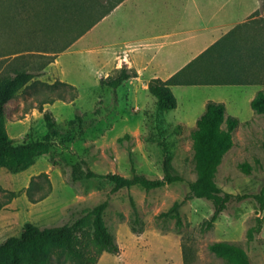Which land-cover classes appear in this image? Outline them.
I'll list each match as a JSON object with an SVG mask.
<instances>
[{"label": "rangeland", "instance_id": "374dc122", "mask_svg": "<svg viewBox=\"0 0 264 264\" xmlns=\"http://www.w3.org/2000/svg\"><path fill=\"white\" fill-rule=\"evenodd\" d=\"M58 2L0 0V76L12 72L19 55L36 61L42 55H49L46 52L62 50L97 17L98 6L94 0H80L81 6L77 9L70 6L67 15L55 13L51 8ZM105 2L104 11L107 9ZM260 13H264V0L257 14ZM73 48L75 46L70 50ZM82 49L84 51H79ZM87 51V47L80 45L72 53H60L59 63L48 66L45 74L37 78L36 86L19 93L21 109L8 123V129L16 142H23L42 139L48 132L39 107L40 99L48 97L50 89L42 83L62 80L79 89V97L73 103L56 98L44 105V109L54 113L67 141L62 144L60 140L64 137L59 138L51 153L40 156L34 167L23 172L0 168V243L20 235L27 222L42 227L71 223L88 209L109 199L105 218L121 251L119 254L105 252L97 264H233L229 258L210 250V245L216 242L237 244L248 252L253 264H264V203L257 198L264 194V113L252 118L255 110L250 103L245 102L241 108L246 118L252 119L233 132L234 145L224 155L216 173L217 184L236 198L209 228L207 221L214 212L213 202L186 199L189 183L197 178L192 138L196 122L193 127L170 124L169 132L162 133L154 122L155 105L144 85L128 81L116 90L101 86L100 80L108 71L98 70L95 55ZM263 75L264 69L259 73ZM262 85L264 87V81ZM39 90L44 94L37 92ZM229 91L213 95V98H223L229 104L235 102L237 95ZM178 94L183 103L186 97ZM96 108L101 110L98 115ZM165 113L170 123L179 122V117L186 118L182 106ZM76 114H84L87 122L95 117L96 122L72 131L69 121ZM163 143L168 144L172 155L174 174L185 181L151 191L135 186L112 193L113 185L107 180L86 178L87 165L99 174L132 176L135 168L139 174L161 178L164 175ZM37 170L35 177L41 189H35L36 196L47 191L50 194L33 203L26 190L34 177H31L32 172ZM42 173L47 176H40ZM13 191L18 195L12 198ZM131 195L144 224L142 233L132 228ZM178 201L182 202L181 224L176 218L163 216ZM259 219L263 220L262 231L250 240L249 229L255 227ZM54 264L83 263L55 258Z\"/></svg>", "mask_w": 264, "mask_h": 264}, {"label": "trees", "instance_id": "16d2710c", "mask_svg": "<svg viewBox=\"0 0 264 264\" xmlns=\"http://www.w3.org/2000/svg\"><path fill=\"white\" fill-rule=\"evenodd\" d=\"M66 2L67 10L70 9V6L75 9L81 6L80 0H66ZM223 41L224 39L207 49L170 79L153 78L149 82V92L155 99L154 122L162 133L167 134L169 132L170 124L166 121L165 112L178 107L177 97L172 90L173 85L237 84L264 81V76H251L247 75L246 72L242 74L211 73V70L208 69L214 63V52ZM41 57L40 60L29 61L26 56L19 55L14 63L18 64L12 68V72L0 76V168H7L14 173L29 169L36 164L40 156L51 153L60 140L59 138L64 137L60 140L62 144L67 141L66 135L59 128L54 113L49 109H44V105L53 102L56 98L74 102L79 97V89L66 81L57 80L53 84L42 83L50 89L48 97L40 99L39 107L44 114L48 132L42 139L24 140L23 142H16L10 136L8 123L14 120L15 115L21 109L19 93L29 86H36L37 78L42 77L47 66L56 59L54 54L42 55ZM137 76L136 70L123 66L113 74L102 77L100 85L116 90ZM37 92L43 93L42 90ZM37 98L39 97L37 96ZM251 106L255 112L264 113V90L256 95ZM100 112L99 108L95 109L96 115ZM95 122V117L87 122L84 114H76L75 118L69 121V126L72 131H76L78 126L88 125L87 127H89ZM241 124L238 117L228 113L225 102L209 100L204 113L199 117L192 131L197 178L189 183L190 191L186 199L198 198L213 202L214 212L207 221L209 228L215 225L222 213L236 198V195L224 191L217 184L216 173L224 155L234 145L233 132ZM163 147L165 150L164 175L161 178H150L144 174H139L135 168L132 176H124L118 173L99 174L87 164L86 178L107 180L113 185L112 193L122 189H132L135 186L151 191L168 184L185 181L182 176L173 172L172 155L169 152L168 144L163 143ZM40 176L46 177L47 174L42 173ZM35 189H41V186L34 176L26 190L33 203L44 200L50 194V191H47L37 197ZM10 195L13 198L18 193L13 191ZM257 198L264 203L263 193ZM130 202L134 211L133 231L142 233L144 224L140 217L138 204L132 195ZM109 206L110 201L106 199L88 209L71 223L59 226L42 227L27 222L20 235L11 236L0 243V264H54L55 258L58 261L97 264L105 252L119 254L121 247L118 239L110 230L105 218ZM181 207L182 202L178 201L169 211L163 213V216L167 219L176 218L177 222L181 224ZM262 228L263 220L259 219L258 224L249 229V239H255L256 234L261 233ZM210 250L219 256L229 258L233 264H253L248 252L237 244L216 242L210 245Z\"/></svg>", "mask_w": 264, "mask_h": 264}, {"label": "crops", "instance_id": "0c3cea01", "mask_svg": "<svg viewBox=\"0 0 264 264\" xmlns=\"http://www.w3.org/2000/svg\"><path fill=\"white\" fill-rule=\"evenodd\" d=\"M106 1L104 11L105 0H94L98 6L97 17L71 44H66V49L64 47L57 53L46 52L56 55L55 61L48 66L58 64L62 53H72L80 45L87 47V52L95 55L98 61V70L108 71L105 76L123 66L136 70L138 76L128 81L133 84L141 82L154 105L155 99L148 88L153 78L170 79L222 39L224 41L214 52V63L208 69L211 73L246 72L259 76L264 69V13L257 14L261 0ZM57 4L51 7L54 12L67 15L66 0H59ZM73 46L75 48L70 50ZM262 83L173 85L178 100L176 109L182 106L186 118H177V123L166 121L181 126L197 124L208 101L215 100L225 102L229 114L238 117L243 124L257 112L251 113L252 118H246L241 108L245 102L251 104L264 90ZM226 91L237 95V100L229 104L223 98H213V95H224ZM178 92L186 97L183 103ZM196 96L200 98L193 99ZM37 174L38 170L32 172L31 177ZM262 234L264 237V228Z\"/></svg>", "mask_w": 264, "mask_h": 264}]
</instances>
